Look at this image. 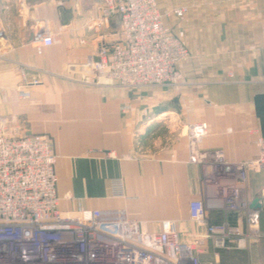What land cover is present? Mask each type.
Here are the masks:
<instances>
[{"label":"crops","instance_id":"0c3cea01","mask_svg":"<svg viewBox=\"0 0 264 264\" xmlns=\"http://www.w3.org/2000/svg\"><path fill=\"white\" fill-rule=\"evenodd\" d=\"M102 0H0V127L46 134L54 144L63 210L118 212L142 232L171 222L182 243L201 242V264H264V210L245 244L216 248L207 225L191 219L204 200V170L190 161L187 127L205 122L202 150L234 163L259 157L264 137V0H159L164 24L188 47L178 87L137 91L100 79L87 66L103 44L123 41L118 17L95 29ZM190 6L184 18L168 15ZM48 24L55 37L39 53L32 35ZM36 78L38 85H32ZM19 91L30 94L22 100ZM264 190V167L248 171L245 198ZM212 225L248 232L244 214L212 210Z\"/></svg>","mask_w":264,"mask_h":264},{"label":"built area","instance_id":"2783aa9c","mask_svg":"<svg viewBox=\"0 0 264 264\" xmlns=\"http://www.w3.org/2000/svg\"><path fill=\"white\" fill-rule=\"evenodd\" d=\"M102 4V17L94 28L118 17L123 41L101 45L98 60L87 62L97 77L129 89L182 84L181 66L190 60V50L166 28L159 0H102ZM185 12L180 8L175 15ZM5 37L0 19V41ZM54 42L48 24L32 35L39 53ZM31 84L38 85L39 80L34 78ZM19 96L25 100L30 94L19 91ZM187 131L190 161L203 168L207 194L191 203V219L207 225V239L216 248L241 246L258 232L264 210V190L261 209H252L245 198L248 171L264 167V137L256 141V161L234 163L220 150L200 148L207 123L191 124ZM55 165L50 136L21 135L19 126L0 127V264H201L195 254L201 242L182 243L171 222L163 223L161 233L149 234L118 212L81 206L63 210ZM212 210L244 214L248 232L229 224H209L207 212Z\"/></svg>","mask_w":264,"mask_h":264},{"label":"rangeland","instance_id":"374dc122","mask_svg":"<svg viewBox=\"0 0 264 264\" xmlns=\"http://www.w3.org/2000/svg\"><path fill=\"white\" fill-rule=\"evenodd\" d=\"M181 8H184L186 9V12L182 15V16H177L175 15V11L177 9H180V8H172L169 10V14L170 16H177L178 18H184L188 13H189V10L191 9L190 6H184V7H181ZM191 54V53H190ZM162 87V86H160ZM163 87H172V88H175L176 86H163ZM149 88H158V87H139V88H135L137 91H140V90H143V89H149ZM248 181V180H247ZM261 193H262V190H261Z\"/></svg>","mask_w":264,"mask_h":264},{"label":"water","instance_id":"95a60500","mask_svg":"<svg viewBox=\"0 0 264 264\" xmlns=\"http://www.w3.org/2000/svg\"><path fill=\"white\" fill-rule=\"evenodd\" d=\"M261 202H260V198L255 199L252 204H251V208L252 209H261Z\"/></svg>","mask_w":264,"mask_h":264}]
</instances>
